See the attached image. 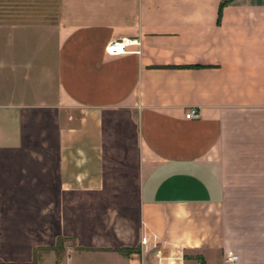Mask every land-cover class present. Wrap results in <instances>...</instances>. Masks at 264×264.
I'll return each instance as SVG.
<instances>
[{
    "label": "crops",
    "instance_id": "obj_1",
    "mask_svg": "<svg viewBox=\"0 0 264 264\" xmlns=\"http://www.w3.org/2000/svg\"><path fill=\"white\" fill-rule=\"evenodd\" d=\"M116 39L139 44L107 54ZM25 141L54 154H13ZM17 197L38 212L18 237ZM38 232L134 249L59 264H158L143 234L161 264H264V0H0V259Z\"/></svg>",
    "mask_w": 264,
    "mask_h": 264
},
{
    "label": "rangeland",
    "instance_id": "obj_2",
    "mask_svg": "<svg viewBox=\"0 0 264 264\" xmlns=\"http://www.w3.org/2000/svg\"><path fill=\"white\" fill-rule=\"evenodd\" d=\"M28 145V148H24L19 151H16L15 155H53L54 154V149H46V148H41L37 147L36 144H32L31 141H25ZM25 143V144H26ZM107 156H109V164H106V168H108V171H114L117 173H122L124 176L128 175H134L135 173V161H134V152L133 148L127 149V148H115V147H110L107 148ZM126 184L128 183V180L124 181ZM130 182V181H129ZM131 183V182H130ZM134 183V181H133ZM131 187V184L128 185ZM26 187V186H25ZM27 188V187H26ZM30 188V187H29ZM134 188V187H133ZM135 197V196H133ZM3 197H1L2 199ZM131 198V197H130ZM34 196L29 195L27 196L26 202L33 200L34 201ZM117 201H119V197H115L113 195L109 196V218L112 219L111 223L114 225L117 223L118 218H119V206L117 205ZM135 202V199L133 198V203ZM21 199L16 198L15 202L12 204L13 207H16L14 209L13 214H14V219H13V224L12 226L9 227V232L15 236H19L21 234V231H23V227H21L20 222H23L26 220V217L28 219V216H35L38 212L31 211V209H27L25 211H19L21 204ZM25 204V203H24ZM36 204V203H35ZM27 205V204H25ZM112 208V209H110ZM15 212V213H14ZM39 230V229H37ZM37 242L36 243H31L24 245L30 253L28 258L22 259V260H13V259H5L1 258L0 259V264H39V260H41V255L44 252H49L53 250L56 255V263L59 264L62 260V258L66 255L67 252H111L113 255H115L117 252H120L122 254H128L133 250V248H123V247H117L115 243H108L106 245H91L89 243H80L77 244L72 236H63V235H58L55 238V242L52 246H42L39 245V232L37 234ZM82 240H86V235H82L81 237ZM20 244V243H17ZM16 246L15 245H12ZM17 247V246H16ZM18 250L22 248V244L18 246ZM1 251V249H0ZM19 253H22V249L18 251ZM96 256H91V255H85L81 258L83 262H94L97 259L95 258Z\"/></svg>",
    "mask_w": 264,
    "mask_h": 264
},
{
    "label": "built area",
    "instance_id": "obj_3",
    "mask_svg": "<svg viewBox=\"0 0 264 264\" xmlns=\"http://www.w3.org/2000/svg\"><path fill=\"white\" fill-rule=\"evenodd\" d=\"M137 40L133 39H116L109 41L105 46V52L109 55H120L127 51V47L130 45H138ZM197 116V111L195 109H189L185 114L186 118H194ZM141 245H147L151 243V248L154 249V255L157 259V263L161 264L163 260H173V258L165 257L162 253V249L156 242V236L150 238L148 235L143 234L140 238ZM235 256L227 257V260L232 261Z\"/></svg>",
    "mask_w": 264,
    "mask_h": 264
},
{
    "label": "trees",
    "instance_id": "obj_4",
    "mask_svg": "<svg viewBox=\"0 0 264 264\" xmlns=\"http://www.w3.org/2000/svg\"><path fill=\"white\" fill-rule=\"evenodd\" d=\"M221 8H222V5L220 6V9H221ZM132 251H134V249H133V250H131V252H132Z\"/></svg>",
    "mask_w": 264,
    "mask_h": 264
}]
</instances>
